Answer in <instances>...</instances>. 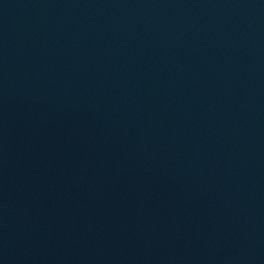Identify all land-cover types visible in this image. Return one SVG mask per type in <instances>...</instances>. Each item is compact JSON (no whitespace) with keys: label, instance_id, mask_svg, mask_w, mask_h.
<instances>
[{"label":"water","instance_id":"water-1","mask_svg":"<svg viewBox=\"0 0 264 264\" xmlns=\"http://www.w3.org/2000/svg\"><path fill=\"white\" fill-rule=\"evenodd\" d=\"M0 264H264V0H0Z\"/></svg>","mask_w":264,"mask_h":264}]
</instances>
